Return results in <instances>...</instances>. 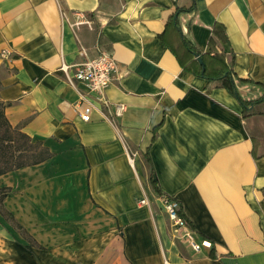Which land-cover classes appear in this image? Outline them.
<instances>
[{"label": "crops", "instance_id": "1", "mask_svg": "<svg viewBox=\"0 0 264 264\" xmlns=\"http://www.w3.org/2000/svg\"><path fill=\"white\" fill-rule=\"evenodd\" d=\"M191 3L0 0V103L11 127L52 154L0 176L4 208L36 244L0 215V264H264V117L248 116L264 102L244 114L177 59L196 60L184 35L233 58L242 100L263 98L264 0H195L167 24ZM77 14L90 25L72 29ZM100 52L117 65L105 92L112 110L125 107L115 125L97 112L83 122L80 96L92 95L60 71ZM152 174L189 230L174 229Z\"/></svg>", "mask_w": 264, "mask_h": 264}, {"label": "trees", "instance_id": "2", "mask_svg": "<svg viewBox=\"0 0 264 264\" xmlns=\"http://www.w3.org/2000/svg\"><path fill=\"white\" fill-rule=\"evenodd\" d=\"M194 9L195 0H192L190 7L177 8L167 24H172L177 27V16L181 13L191 12ZM214 33H216L220 39L226 41L224 33L217 30V26ZM180 39L188 57L197 54L202 60V64H200L190 57V62L184 64L179 56H177V59L184 70L208 81V83L215 84L216 88L224 89L244 108V114H247V108L252 104L256 105L264 102V97L255 101H244L241 99L238 93L237 83L243 81L236 78L233 72V58L227 63L222 53L216 51L201 53L184 35H180ZM4 109V106L0 103V176L20 168L38 165L48 160L52 156L49 150L39 142H32L19 128L11 127L5 117ZM255 114L264 117V110L258 113L253 112L248 116ZM245 116L248 117L247 115ZM150 182L158 197L173 200L171 197L162 193L154 174L151 175ZM9 192L10 190L7 188L0 189V215L16 229L26 241H28L30 246H36L35 242L24 232L14 217L4 208L3 200ZM177 214L183 219L186 226L191 228V225L182 214L179 204Z\"/></svg>", "mask_w": 264, "mask_h": 264}, {"label": "built area", "instance_id": "3", "mask_svg": "<svg viewBox=\"0 0 264 264\" xmlns=\"http://www.w3.org/2000/svg\"><path fill=\"white\" fill-rule=\"evenodd\" d=\"M82 25H90V20L83 14H77L76 20L70 24L72 29H77ZM60 71L64 73L67 83L70 86H75L76 83H82L87 88L92 97L81 95V108L80 118L83 122H89L93 112H97L101 118L115 125V120L121 117L125 111L122 105H114V110L110 102L105 96V92L113 82V76L117 73V65L112 57L106 52H100L96 57L87 59L81 64L75 66L73 74L68 75V67L62 66ZM133 163V158H130ZM162 206L165 213L172 223L176 231L187 230V226L183 219L177 214L178 203L175 200L161 198ZM147 203L146 196L139 201V204L145 205ZM189 230V229H188ZM187 238L191 242L192 249L196 252L199 251L200 246L194 244L193 236L187 232ZM205 247H210L207 242L202 243Z\"/></svg>", "mask_w": 264, "mask_h": 264}, {"label": "water", "instance_id": "4", "mask_svg": "<svg viewBox=\"0 0 264 264\" xmlns=\"http://www.w3.org/2000/svg\"><path fill=\"white\" fill-rule=\"evenodd\" d=\"M193 56H194V58L196 59V61H197L198 63L202 64V60L200 59L199 55L195 54V55H193Z\"/></svg>", "mask_w": 264, "mask_h": 264}, {"label": "rangeland", "instance_id": "5", "mask_svg": "<svg viewBox=\"0 0 264 264\" xmlns=\"http://www.w3.org/2000/svg\"><path fill=\"white\" fill-rule=\"evenodd\" d=\"M163 210H164V208H163ZM165 211V210H164Z\"/></svg>", "mask_w": 264, "mask_h": 264}]
</instances>
